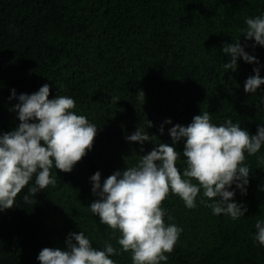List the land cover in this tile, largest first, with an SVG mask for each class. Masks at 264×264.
Here are the masks:
<instances>
[{
  "label": "trees",
  "instance_id": "1",
  "mask_svg": "<svg viewBox=\"0 0 264 264\" xmlns=\"http://www.w3.org/2000/svg\"><path fill=\"white\" fill-rule=\"evenodd\" d=\"M257 16H264V0H0V134L19 123L10 110L18 103L9 99L11 91L32 94L44 84L49 99L58 93L73 98L76 114L98 127L92 150L71 173L53 168L56 186L30 196L28 204L23 197L33 177L14 207L0 213V264H40L42 249L64 250L68 234L80 231L98 250L105 241L119 250L112 230L90 211L97 199L90 178L99 171L103 184L159 143L182 154L185 141L172 145L169 130L189 125L201 111L217 126L231 119L255 135L264 124V85L251 95L244 83L254 67L264 78V47L253 48L242 30L246 18ZM239 38L259 65L240 59L235 72L225 70L229 57L222 47ZM141 90L144 104L136 98ZM169 119L172 124H164ZM147 120L156 138L143 146L128 142L138 126L146 130ZM261 156L264 145L255 156L246 154V195L230 189L248 209L239 220L214 215L200 203L202 190L194 209L169 193L165 222L183 231L166 264H264V247L253 239L256 221L264 219ZM110 258L132 264L131 253Z\"/></svg>",
  "mask_w": 264,
  "mask_h": 264
},
{
  "label": "clouds",
  "instance_id": "2",
  "mask_svg": "<svg viewBox=\"0 0 264 264\" xmlns=\"http://www.w3.org/2000/svg\"><path fill=\"white\" fill-rule=\"evenodd\" d=\"M242 30L246 41L264 47V16L246 18ZM240 38L232 44H224L222 52L229 57L223 64L225 70L235 72L238 60L259 65L255 56L245 51ZM254 75L244 83V92L255 95L264 85L260 68H253ZM2 87V85H0ZM51 88L44 84L32 94L11 91L10 100L16 103L10 110L17 113L18 126L0 134V213L14 207L15 199L35 177L34 185L28 187L25 203L43 192L49 185L56 186L52 169L71 173L76 164L92 150L98 127L84 115H77L73 98L57 94L49 99ZM136 98L145 102L141 90ZM118 102L117 98H113ZM146 130L139 126L126 140L141 146L152 142L155 136L148 134L153 127L146 122ZM164 124H172L166 120ZM160 133L164 132L162 124ZM172 145L184 140L181 154L174 146L156 144L149 153L140 156L139 162L123 171H115L101 184V173L91 178L92 194L97 197L89 206L101 224L112 230V237L119 250L105 241L102 250L93 247L83 231L69 233L66 249L44 248L37 259L40 264H115L110 257L131 253L132 264H166L168 255L177 244L183 229L175 223H166V210L162 207L169 193L179 197L186 208L197 207L198 194L203 191L200 203L211 208L214 215L224 214L232 220L245 217L248 209L234 199L236 192L246 195L250 168L247 156H255L264 145V124L257 126L251 135L239 123L228 119L217 126L211 122V114L201 111L187 126L176 124L169 130ZM143 152V147L140 149ZM184 167L181 170L178 165ZM264 164V156L259 158ZM194 181L196 183H194ZM173 218L168 216V220ZM254 241L264 247V219L255 223ZM119 238H116V233Z\"/></svg>",
  "mask_w": 264,
  "mask_h": 264
}]
</instances>
